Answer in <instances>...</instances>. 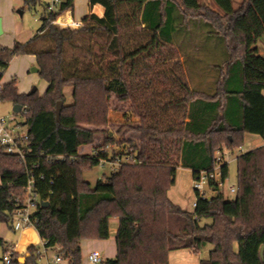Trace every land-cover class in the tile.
I'll list each match as a JSON object with an SVG mask.
<instances>
[{
	"label": "trees",
	"instance_id": "trees-1",
	"mask_svg": "<svg viewBox=\"0 0 264 264\" xmlns=\"http://www.w3.org/2000/svg\"><path fill=\"white\" fill-rule=\"evenodd\" d=\"M214 1L219 10L199 0H90L105 8L104 16L91 13L80 26L61 28L52 21L74 7V0H62L56 11L44 9L42 26L30 40L0 46V80L15 56L34 54L39 75L49 83L42 95L20 93L17 78L0 85L1 101L26 107L15 114L22 115L18 123L27 126L32 147L23 160L0 145L1 222L13 228L32 170L35 192L49 202H39L32 214L36 228L45 247H59L69 264H81L83 239L110 237L112 217L119 218L118 252L105 264H170L172 251L201 252L208 245L200 264H264V144L238 156L235 199L196 191L195 210L189 211L168 195L178 166L192 169L196 178L213 168L218 151L241 148L246 134L264 139V55L258 47L264 0H243L238 8L233 0ZM25 2L36 8L40 0ZM195 34L200 62L206 41L213 44L209 53L225 51L223 62H211L218 70L214 87L190 84L186 62L192 55L183 51V60L181 49ZM70 49L95 59H70ZM113 97L127 117L140 119L134 128L140 140L128 153L109 158L106 146L114 140L94 143L109 123ZM86 145L96 147L94 153L81 154ZM117 159L118 169L94 185L85 178L102 160ZM0 245H6L2 237ZM28 252L25 264H39L40 248L31 245ZM19 257L13 252L10 264H21Z\"/></svg>",
	"mask_w": 264,
	"mask_h": 264
},
{
	"label": "rangeland",
	"instance_id": "rangeland-1",
	"mask_svg": "<svg viewBox=\"0 0 264 264\" xmlns=\"http://www.w3.org/2000/svg\"><path fill=\"white\" fill-rule=\"evenodd\" d=\"M51 0H40L39 4L36 8H30L28 5H26L25 0H23L21 6H19L17 9L20 11V9H23L25 11L24 16H21L18 12V16L20 17L21 21H24L26 28H31L32 30L36 31L39 27L42 26V22L40 21V16L44 9H46L47 3ZM202 4H207L211 6L214 9L219 10L218 5L215 3L214 0H199ZM235 8H238L243 0H233ZM61 27V26H60ZM65 28V27H61ZM78 42H81L78 40ZM90 41H85L84 44H88ZM82 43V42H81ZM200 44L199 36L198 34H195L194 36L184 43V49H181V58L184 60L186 59L185 54L183 51H186V53H190L192 55V58L190 59V64L188 63V60L186 62L187 71L189 75L190 84L195 89H205L209 87L215 86V79L217 75V68H215L211 62L214 60L217 63L223 62V54L225 56V51L222 53L221 50L219 51L222 53L219 54L217 51L212 55L209 53V48H211L212 42L206 41L204 44V48L202 50V53L205 55L204 63L199 61V58H196V54L198 53V50H195L196 47ZM213 45V44H212ZM88 47V46H87ZM258 47L260 50V53L264 55V36L259 39ZM80 54L82 58H85L87 60H90L91 57L94 60L95 55H90L87 52L78 51L74 49H70L69 58H73L75 55ZM195 54V55H194ZM214 55H218L215 57ZM195 58H194V57ZM31 74H34V72H31ZM36 74V73H35ZM38 75V74H37ZM19 79V78H18ZM45 80L39 75V82L34 84V86H38L40 91H42L44 87ZM33 86V87H34ZM32 87V88H33ZM31 88V89H32ZM30 91V90H29ZM73 88L68 87L66 89V95H67V103L73 102L72 97ZM2 102V101H0ZM5 106V103H1L0 106ZM121 102L116 97L112 98L111 103V110L109 114V123L105 127L99 128V133L97 134L95 145H101L106 139H113L114 142L110 143L106 146V152L109 158H112L113 156H116L123 152H129L131 146L133 144L139 143L140 140V134L134 129L136 126L139 125L140 119L131 114L129 117L125 115V112L123 110H120L122 107ZM4 108V107H3ZM125 109L127 107H124ZM8 115V117H12V115L15 114L13 111V106L11 107V110L5 115ZM18 121L22 119L21 114H16ZM20 130L25 131L26 128L22 125ZM248 138L251 139V144H248L247 141L243 144L241 148H236L234 150H231L229 148H223V150L218 151L217 155L223 156L225 160L228 162L229 166V176L225 180V184L221 189V192L224 193L226 199H235L236 193H232L229 191L230 186L237 185L238 183V164H237V158L239 155L242 154V152L249 151L255 146L260 145L264 143V139L258 135V134H248ZM92 145H87L84 148L82 147V150H84V153L90 154L94 153L96 150V147ZM112 160H103L101 161V164L93 167L92 169L85 172V178L88 181H91L92 183H96L97 180L102 177L104 174H109L113 171L112 167L115 165L109 164ZM194 173L193 170L190 168L178 166L176 171V179L175 183L171 186V188L168 191V195L171 198V200L183 207L186 210L194 211L195 210V201L197 200V192L194 188ZM206 190L208 194H212V190L210 189L209 185H206ZM217 193V192H216ZM215 193V194H216ZM219 194V193H218ZM207 222H210V219H202L201 223L205 224ZM119 226V225H118ZM23 230L16 231L14 228H12L9 224L6 222L0 221V237H8L11 244L17 243L18 241H21ZM39 247V246H37ZM40 247L43 248V246L40 245ZM211 245H208L205 247L201 252H191L188 249H179L175 250L174 253H172L170 258V264H200V260L202 258H206L209 255V251L211 249ZM6 248V245L1 246L0 245V264L2 263V256L4 254V249ZM52 252V251H51ZM189 258L194 260V262H189Z\"/></svg>",
	"mask_w": 264,
	"mask_h": 264
},
{
	"label": "crops",
	"instance_id": "crops-1",
	"mask_svg": "<svg viewBox=\"0 0 264 264\" xmlns=\"http://www.w3.org/2000/svg\"><path fill=\"white\" fill-rule=\"evenodd\" d=\"M22 2L23 0H0V18L2 23V32L0 33V46L12 47L17 41L26 42L39 32L41 27H39L36 31H34V29L32 30L31 28H26L24 21L20 20V17L18 16L17 12L21 16H24L25 14V11L23 9H20V11L17 9L19 6H21ZM104 12H105V8L101 4L92 5L90 0H74V7L63 12L60 15V20L65 22L70 21L72 19L81 21L82 18L88 14L96 13L97 15L102 17L104 16ZM40 21L42 22L41 16H40ZM35 68H38L36 55L34 54L17 55L11 60L9 67L7 68L2 79L0 80V85L8 83L12 81L14 78L17 79L19 78L17 82V88L20 93L31 92V90L34 87H36L39 94L42 95L46 92L49 83L44 79L45 82L42 91H40L38 86H34V84L39 82V72L36 71ZM31 72H34V74H31ZM1 103L2 104L5 103V106L4 105L0 106V117L9 118L7 114L5 115V113L9 112L11 110V107L14 106V104L10 101H2L0 102V104ZM16 119H17V115H16ZM24 127L26 128L25 131H27V126ZM248 134H246V141L248 144H251L252 141L251 139L248 138ZM263 144L264 143L257 145L255 146V148ZM84 147L85 146H83V148ZM80 153L81 154L84 153V150H82V148L80 150ZM0 182H1V178H0ZM92 184L94 185L95 183ZM118 225H119V218L112 217L110 219L109 238L83 239L81 241V255H82L81 264H92L88 259V255L93 250H99L101 252L103 256V261L100 264H105V261L108 258H114L117 255L118 249H117L116 233H117ZM22 230H23L22 232L23 238L21 239V241H18L17 243L11 244L9 241L10 239L8 237H2L6 241V248L8 249L13 248L15 252H18L20 256H22L29 253L28 248L31 245L39 246L40 248V257L38 259L39 264H53L52 262L54 261V255L58 253L59 247L46 248L45 241L39 235L36 226H29ZM40 245L43 246V248L40 247ZM190 251L194 252L192 250ZM174 252L175 250L170 253V258L172 253ZM192 261L194 262V260L189 258V262ZM2 263L4 264L3 261ZM20 263L25 264L22 262ZM59 264H69V261L67 259H64Z\"/></svg>",
	"mask_w": 264,
	"mask_h": 264
},
{
	"label": "built area",
	"instance_id": "built-area-1",
	"mask_svg": "<svg viewBox=\"0 0 264 264\" xmlns=\"http://www.w3.org/2000/svg\"><path fill=\"white\" fill-rule=\"evenodd\" d=\"M61 1L62 0H51L47 3V10L49 12L56 11L59 8ZM52 23L65 28H74L82 24L81 21L74 19L67 22L62 21L60 20V16L56 20H53ZM22 111L25 112L26 107L23 106ZM20 127L21 125L16 119V114L9 118L0 117V145L4 146L7 152L16 154L20 159L24 160L26 159L28 153L32 151V147L30 145V137L27 131L20 130ZM225 162H227V160H225L223 156L217 155L215 164L211 170H201L198 173L197 177L194 179V188L200 195L206 198H211L216 192H221V189L225 184V180L223 179V164ZM110 163L115 165L112 167L114 171L121 165L122 160L117 159L115 161H111ZM34 166L36 167L37 164ZM30 171L32 170H28L29 178L27 191L23 200V206L16 211L13 218V228L15 230H22L29 226H36V220L32 217V214L37 209L41 199L34 190L35 177ZM41 177L44 178L43 175ZM206 185H209L210 189L213 191L212 194L207 193ZM237 190V185L229 187V191L232 193H237ZM196 203L197 202L195 201L194 205H196ZM13 252H15V250L13 248H9L4 254L3 260L5 264L11 263L13 260ZM88 259L92 264H100L103 261V256L99 250H93L89 253ZM63 260V257L57 253L54 255V261L52 263L59 264Z\"/></svg>",
	"mask_w": 264,
	"mask_h": 264
},
{
	"label": "water",
	"instance_id": "water-1",
	"mask_svg": "<svg viewBox=\"0 0 264 264\" xmlns=\"http://www.w3.org/2000/svg\"><path fill=\"white\" fill-rule=\"evenodd\" d=\"M2 32V23H1V18H0V33ZM36 71H39V68H35ZM37 90L36 87H34L31 92H35ZM23 109V106L21 104H14L13 106V111L15 113H20ZM62 109H63V101H59L57 103V107H56V115H57V121L60 122V118H61V112H62ZM219 194L216 193L215 196H218ZM42 205H49V202L48 201H41ZM30 255V253H27L25 255H22L19 257V261L22 262V263H25L26 262V259L27 257ZM261 255L262 257H264V245L262 246L261 248Z\"/></svg>",
	"mask_w": 264,
	"mask_h": 264
}]
</instances>
